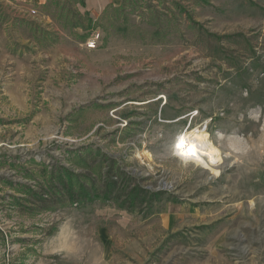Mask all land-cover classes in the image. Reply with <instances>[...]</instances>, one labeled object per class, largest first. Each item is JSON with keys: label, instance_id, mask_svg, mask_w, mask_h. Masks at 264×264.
I'll use <instances>...</instances> for the list:
<instances>
[{"label": "rangeland", "instance_id": "rangeland-1", "mask_svg": "<svg viewBox=\"0 0 264 264\" xmlns=\"http://www.w3.org/2000/svg\"><path fill=\"white\" fill-rule=\"evenodd\" d=\"M21 1L0 0V264H264V0H180L165 38L138 8L62 29L102 38L87 71L43 57L49 84L20 75L37 51L23 39L52 45L9 21ZM195 129L211 149L188 156L177 143ZM46 166L89 176L85 191L45 189Z\"/></svg>", "mask_w": 264, "mask_h": 264}, {"label": "trees", "instance_id": "trees-1", "mask_svg": "<svg viewBox=\"0 0 264 264\" xmlns=\"http://www.w3.org/2000/svg\"><path fill=\"white\" fill-rule=\"evenodd\" d=\"M163 2V9H161L157 13H154L153 10L155 9V5H152V3L146 6V9L148 10V12H146L143 11L144 5H141L142 0H124L120 6L108 5L102 14V17L98 20H93L92 17L89 16L88 12L82 13L79 10L78 4L84 5L85 0H48V7L52 8L55 11L56 19L60 23H62L64 28L72 29L75 27H81L84 30H92L98 26L105 27V24L117 23L120 19H122L123 24L125 25L129 20L128 9L131 8V10L134 11V9L138 8L141 10V15L147 16V18L149 17L150 19L148 20L150 24L156 27L155 31L152 32V34L149 32L150 37L155 38L156 36H159L165 38L169 33H171L172 30L176 28L174 27L175 25L172 24L174 19L178 20L179 17L177 16L181 13L182 10L187 11V7L180 0H163ZM22 21L24 24L31 28L33 34L35 35L41 46L48 45L49 43L54 44L60 41V35L58 34V32L42 27L34 20L23 19ZM165 25L169 26L167 27L168 29H163ZM128 31L129 28L126 27V30H124V36L127 35ZM146 33L147 31L142 33L140 37L142 39H145V35H149ZM87 36L88 35H83V37ZM210 36L215 40L233 39L231 34L219 36L215 33H210ZM133 37L135 36L133 35ZM244 46L246 49L248 48L249 44L245 41ZM222 50L226 52V49ZM214 54H216V52ZM47 167L48 166L44 168V173L42 176V182L44 178L46 180V183H48V186H45V189L54 186V184H59L62 186V193L64 190H67L69 188L76 191H85L87 185L83 179H88L89 176H86L82 173H75L73 171L65 169L64 167H52L50 171ZM68 182H70L71 184L70 187ZM112 182H114V180H112ZM48 191L51 192L50 190ZM74 197V194H71V198L73 199ZM97 199L98 197L96 196L88 195V200L91 202Z\"/></svg>", "mask_w": 264, "mask_h": 264}, {"label": "crops", "instance_id": "crops-1", "mask_svg": "<svg viewBox=\"0 0 264 264\" xmlns=\"http://www.w3.org/2000/svg\"><path fill=\"white\" fill-rule=\"evenodd\" d=\"M124 0H85V4L81 5L78 4V8L82 13H89V16L92 17L93 20H98L102 17V14L105 10V8L108 5H114V6H120L123 3ZM48 3V0H22L19 5H16L17 8H19L20 11H23L22 14H15L12 15L11 19H9L10 22H15V25L17 27H26L30 33L32 34L33 31L29 26L23 23V19L27 20H34L36 23H38L40 26L45 27L49 30H54L58 33L61 34V41L55 44H52L45 48L44 50L39 47V45L36 44L35 40L31 38V36L27 37L26 40L30 45L33 46L34 49L37 51H34V54H31V59H34L35 61L31 63V69H23L21 68V77H24V75H27L28 72H30V76H34L42 73V79L44 84H47L51 80V76L44 77L45 75V68H48L49 65L41 63V59L43 57H48L50 58V65L54 66L57 70L63 71L64 70V63L63 60L67 58H82V70H86L87 64L90 62L85 59V53L87 51L94 52L97 51L98 49H89L84 47L86 44L85 42H79L75 37H73L70 34H66L62 32V29L64 31H67L68 29L62 28V26L59 24L58 20L55 18L54 14L52 12H41L45 5ZM37 7L39 10V13L37 15H31L29 10L32 9V7ZM34 9V8H33ZM73 31H69L70 33L75 32L78 34H85L87 31L82 29L81 27H75L72 28ZM64 34V35H63ZM91 35V34H90ZM89 38V37H88ZM33 40V41H32ZM115 44V41L111 43L113 46ZM117 44V43H116ZM115 44V45H116ZM117 47V46H116ZM136 47V46H135ZM83 48V50L81 49ZM120 50L117 48L114 51L111 52H119ZM98 54V51L96 52ZM28 55V54H25ZM50 55V56H49ZM61 59V60H60ZM33 63H36L34 66ZM30 66V65H29ZM20 71V69H19ZM33 71V73H32ZM35 71V72H34ZM27 72V73H26ZM21 84V87H18L15 90V97L14 100H18L20 102H26L27 94L24 92V86L27 85L25 82H21L19 79H16L14 82V85L18 86ZM49 84V83H48ZM23 87V88H22Z\"/></svg>", "mask_w": 264, "mask_h": 264}, {"label": "bare ground", "instance_id": "bare-ground-1", "mask_svg": "<svg viewBox=\"0 0 264 264\" xmlns=\"http://www.w3.org/2000/svg\"><path fill=\"white\" fill-rule=\"evenodd\" d=\"M206 130H192L190 133H185L177 143V149L185 155L193 156L199 152H208L211 149V144L205 139ZM194 152V154H191Z\"/></svg>", "mask_w": 264, "mask_h": 264}, {"label": "built area", "instance_id": "built-area-1", "mask_svg": "<svg viewBox=\"0 0 264 264\" xmlns=\"http://www.w3.org/2000/svg\"><path fill=\"white\" fill-rule=\"evenodd\" d=\"M37 13H38V10L37 9H32L31 10V14L35 15ZM101 38L102 37H101V33L100 32L93 31L92 35L87 39V42H86L87 43V47L90 48V49L97 48L98 45H99V43H100V41H101ZM194 114L195 113H190V116L193 117ZM205 128H207V127H205Z\"/></svg>", "mask_w": 264, "mask_h": 264}, {"label": "snow or ice", "instance_id": "snow-or-ice-1", "mask_svg": "<svg viewBox=\"0 0 264 264\" xmlns=\"http://www.w3.org/2000/svg\"><path fill=\"white\" fill-rule=\"evenodd\" d=\"M191 154H194V152H192Z\"/></svg>", "mask_w": 264, "mask_h": 264}]
</instances>
